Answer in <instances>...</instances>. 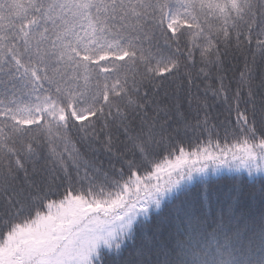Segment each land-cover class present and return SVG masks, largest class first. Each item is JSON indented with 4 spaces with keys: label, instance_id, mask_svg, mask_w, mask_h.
Here are the masks:
<instances>
[{
    "label": "snow or ice",
    "instance_id": "1",
    "mask_svg": "<svg viewBox=\"0 0 264 264\" xmlns=\"http://www.w3.org/2000/svg\"><path fill=\"white\" fill-rule=\"evenodd\" d=\"M0 264H264V0H0Z\"/></svg>",
    "mask_w": 264,
    "mask_h": 264
},
{
    "label": "trees",
    "instance_id": "2",
    "mask_svg": "<svg viewBox=\"0 0 264 264\" xmlns=\"http://www.w3.org/2000/svg\"><path fill=\"white\" fill-rule=\"evenodd\" d=\"M229 62L233 63L231 58H230ZM242 67H243V54H240L239 55V63H237L235 65V67H233L231 69V71L228 72L229 77L235 78L236 76H238L237 70L239 68H242ZM77 146L81 147V151H83V147L81 145L78 144ZM234 177H235V179H233ZM249 179L250 178L248 177V174L246 171H244L243 173H239V172H230L229 170H225L219 174L212 173L210 176L213 191L219 189L222 192L227 191L228 189H230L234 185L235 186L242 185ZM185 199H186V197L181 195L177 200L173 201L172 203L162 205V208L159 212V215L158 216L153 215L152 221H151L152 225L155 226L158 221H162V222H165V227H166L167 221L174 218L176 207L180 204L181 201H183ZM242 200H247L248 203L251 205L250 208L242 209V211L244 212L245 218H248L249 220H251L252 216L258 217L259 212H260V207H259L258 202L252 203L251 197L247 196V195L242 197ZM237 219L241 220V217L239 214L237 215ZM243 224H244V221L241 220L242 231H243Z\"/></svg>",
    "mask_w": 264,
    "mask_h": 264
},
{
    "label": "rangeland",
    "instance_id": "3",
    "mask_svg": "<svg viewBox=\"0 0 264 264\" xmlns=\"http://www.w3.org/2000/svg\"><path fill=\"white\" fill-rule=\"evenodd\" d=\"M225 170H228V169L224 168L222 171H225Z\"/></svg>",
    "mask_w": 264,
    "mask_h": 264
}]
</instances>
